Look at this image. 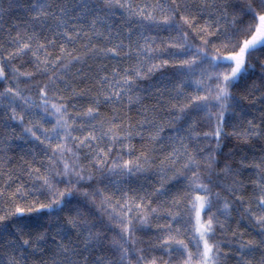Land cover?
Here are the masks:
<instances>
[{"label": "snow or ice", "instance_id": "obj_1", "mask_svg": "<svg viewBox=\"0 0 264 264\" xmlns=\"http://www.w3.org/2000/svg\"><path fill=\"white\" fill-rule=\"evenodd\" d=\"M0 264H264V0H0Z\"/></svg>", "mask_w": 264, "mask_h": 264}, {"label": "trees", "instance_id": "obj_2", "mask_svg": "<svg viewBox=\"0 0 264 264\" xmlns=\"http://www.w3.org/2000/svg\"><path fill=\"white\" fill-rule=\"evenodd\" d=\"M13 15H20V13H13ZM138 235H143V233H138Z\"/></svg>", "mask_w": 264, "mask_h": 264}]
</instances>
